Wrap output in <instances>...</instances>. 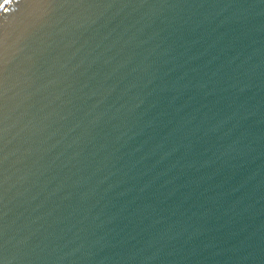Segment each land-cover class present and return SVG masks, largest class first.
Masks as SVG:
<instances>
[{"label":"water","instance_id":"1","mask_svg":"<svg viewBox=\"0 0 264 264\" xmlns=\"http://www.w3.org/2000/svg\"><path fill=\"white\" fill-rule=\"evenodd\" d=\"M0 264H264V0L1 1Z\"/></svg>","mask_w":264,"mask_h":264},{"label":"bare ground","instance_id":"2","mask_svg":"<svg viewBox=\"0 0 264 264\" xmlns=\"http://www.w3.org/2000/svg\"><path fill=\"white\" fill-rule=\"evenodd\" d=\"M1 1H3V0H1ZM1 1H0V3H1Z\"/></svg>","mask_w":264,"mask_h":264}]
</instances>
